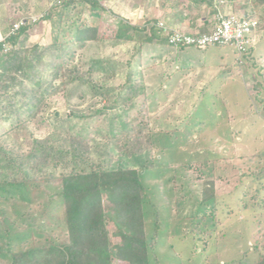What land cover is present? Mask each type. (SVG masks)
Returning <instances> with one entry per match:
<instances>
[{"label": "trees", "instance_id": "1", "mask_svg": "<svg viewBox=\"0 0 264 264\" xmlns=\"http://www.w3.org/2000/svg\"><path fill=\"white\" fill-rule=\"evenodd\" d=\"M192 2L215 14L220 11L215 5L219 0ZM250 6V12L242 17L256 20V31L264 32V0H250ZM104 11L99 0H59L40 19L56 26L48 45H26L30 25L9 37L7 49L0 45L1 264H113L115 260L149 264L160 219L155 216L153 234L148 238L143 209L150 200L142 179L156 165L150 162L141 169H113L118 158H141L153 149L143 70L135 71L131 61L127 62L125 72L120 73L123 84L113 87L109 83L118 76L114 64L98 54L81 63L73 50L78 46L87 51L91 45L103 43L91 23L99 21ZM55 17L57 21H53ZM144 32L121 22L111 31L110 40L132 43L141 64L143 45L138 38ZM148 32L149 39L166 45L154 29ZM251 49L239 54L242 59ZM69 86L84 87L92 107L103 102L87 115L70 116L85 122L96 119L102 129L75 127L68 117L60 119L52 113L50 131L44 137L34 136L31 125L49 110L53 98H68ZM11 132L23 135L26 150L18 141L12 148L1 142ZM200 167L186 166L196 172ZM234 173L238 186L244 178L256 181L260 174L248 175L238 168ZM197 178L202 181L203 174ZM218 180L213 178L209 184L203 180L199 189L197 202L204 209V219H216L214 182ZM256 205L264 210V196ZM105 206L118 234L116 245L109 239ZM19 235L23 237L20 248L16 243ZM246 255L244 252L243 258ZM155 264H159L157 260ZM229 264H264V255H258L253 263L242 259Z\"/></svg>", "mask_w": 264, "mask_h": 264}, {"label": "rangeland", "instance_id": "2", "mask_svg": "<svg viewBox=\"0 0 264 264\" xmlns=\"http://www.w3.org/2000/svg\"><path fill=\"white\" fill-rule=\"evenodd\" d=\"M58 1L0 0V19L7 16V27L22 18L36 19L30 25L26 45H48L56 26L40 19ZM99 1L105 11L99 21L91 24L97 27L103 43L91 45L87 51L78 46L73 50L81 63L98 54L114 64L118 76L109 83L113 87L123 84L120 73L125 72L127 62L131 61L135 71L143 70L153 149L141 158H118L113 169H141L150 162L156 165L142 179L150 200L143 209L148 238L153 234L155 216L160 219L149 264H155V260L159 264H229L242 259L255 262L258 255H264V210L256 205L264 196V32L256 31L261 38L257 42L255 37L251 55L244 59L231 46L177 50L149 39L147 26L159 21V13L151 9H160L165 0ZM233 1L241 11H246L250 2ZM220 2L215 5L221 6ZM121 22L145 30L138 38L143 45L141 64L132 43L110 40L111 31ZM90 103L84 87L69 86L68 98H53L49 110L29 129L34 136L44 137L55 113L60 119L68 117L75 127L85 125L86 130L93 131L95 126L101 130L96 119L85 122L70 116L87 115L103 105L101 102L92 107ZM6 137L1 142L7 147L12 148L18 141L23 150L27 149L21 133L11 132ZM188 164L201 167L198 172L187 170ZM237 168L248 175L260 174L256 181L244 178L238 186L234 173ZM200 173L208 184L220 178L214 182L215 220L202 218L204 209L197 202L203 182L197 178ZM105 212L109 239L116 245L118 234L110 220L111 211L106 207ZM196 212L199 215L192 220ZM22 242L23 237L17 236L18 248ZM113 264L124 263L115 260Z\"/></svg>", "mask_w": 264, "mask_h": 264}, {"label": "built area", "instance_id": "3", "mask_svg": "<svg viewBox=\"0 0 264 264\" xmlns=\"http://www.w3.org/2000/svg\"><path fill=\"white\" fill-rule=\"evenodd\" d=\"M35 22L36 19L22 18L13 23L6 33L0 36L1 47L7 49L6 41L10 36L15 35L21 27ZM257 25L258 22L254 19H246L233 14L225 15L217 11L214 24L207 35L199 36L173 30L161 21L150 23L147 30L154 29L159 37L164 38L166 45L173 49L204 50L210 47L231 46L238 54H242L252 47V35Z\"/></svg>", "mask_w": 264, "mask_h": 264}, {"label": "crops", "instance_id": "4", "mask_svg": "<svg viewBox=\"0 0 264 264\" xmlns=\"http://www.w3.org/2000/svg\"><path fill=\"white\" fill-rule=\"evenodd\" d=\"M221 6L219 10L225 15H243L250 12V2L248 9L241 11L240 5L233 0H220ZM152 5V4H151ZM153 13H159V21L163 22L167 27L188 34H197L199 32H209L213 25L215 13L207 7L196 6L192 0H165L160 9H151ZM156 11V12H155ZM151 13V15L153 14ZM7 16L3 15L0 19V36L8 30ZM156 18V17H155ZM15 23V22H14ZM255 37L257 42L261 38L258 32L252 35V44ZM252 52V49H251ZM250 52V55H251Z\"/></svg>", "mask_w": 264, "mask_h": 264}]
</instances>
